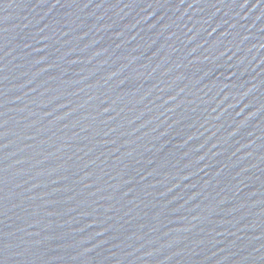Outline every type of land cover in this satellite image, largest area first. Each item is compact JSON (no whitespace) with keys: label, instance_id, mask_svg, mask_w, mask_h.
Returning <instances> with one entry per match:
<instances>
[{"label":"water","instance_id":"obj_1","mask_svg":"<svg viewBox=\"0 0 264 264\" xmlns=\"http://www.w3.org/2000/svg\"><path fill=\"white\" fill-rule=\"evenodd\" d=\"M0 264H264V0H0Z\"/></svg>","mask_w":264,"mask_h":264}]
</instances>
